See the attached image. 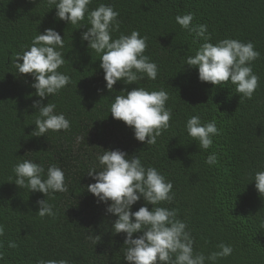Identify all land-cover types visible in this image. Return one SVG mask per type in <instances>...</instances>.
Wrapping results in <instances>:
<instances>
[{
	"label": "trees",
	"instance_id": "trees-1",
	"mask_svg": "<svg viewBox=\"0 0 264 264\" xmlns=\"http://www.w3.org/2000/svg\"><path fill=\"white\" fill-rule=\"evenodd\" d=\"M101 5L119 14L113 40L133 31L147 37L144 56L157 65L155 81L145 74L136 84L118 81L112 92L107 90L103 54L82 40L90 27L88 16ZM188 14L193 27L207 26V42L213 46L225 39L254 45L260 56L248 66L259 77V87L251 100L238 96L230 81L220 87L200 82L198 69L186 65L205 42H194V34L176 23L177 16ZM49 29L63 39L64 48L55 49L65 59L58 72L71 83L40 101L31 86L34 78L19 75L15 56L29 51L32 40ZM135 89L169 96L170 127L154 146L138 142L134 129L110 114L115 97ZM37 101L55 104V114L64 115L70 130L32 136ZM194 116L201 126L214 121L220 132L207 151L187 133ZM104 151L139 158L142 167L156 169L173 185V201L155 207L177 211L176 219L194 241V255L208 257L224 244L233 252L215 264H264V196L255 187V175L264 172V0H91L84 21L75 26L57 19L56 5L47 0H0V264H127L126 234H114L118 217L107 212L111 202H100L87 191L97 182L89 171L103 170L98 157ZM213 154L218 162L209 166L205 161ZM25 161L44 169L42 180L49 167L61 169L68 192H50L49 198L18 188L13 169ZM41 200L52 206L54 218L39 217ZM141 207L153 208L141 197L130 211ZM90 235L100 242L93 244Z\"/></svg>",
	"mask_w": 264,
	"mask_h": 264
},
{
	"label": "clouds",
	"instance_id": "clouds-1",
	"mask_svg": "<svg viewBox=\"0 0 264 264\" xmlns=\"http://www.w3.org/2000/svg\"><path fill=\"white\" fill-rule=\"evenodd\" d=\"M29 2L35 3V0ZM47 3L49 6L56 5L57 19L75 26L84 21L91 0H59V3L57 0H47ZM118 15L111 7L101 5L88 16L90 27L82 35V40L88 42L89 50L97 55L103 54L100 67L105 73L104 80L109 92L113 91L118 81L127 85L136 84L145 74L148 79L155 81L158 74L157 65L144 56L147 37L142 39L139 32L133 31L130 36L122 34L118 39H112L110 33L119 31ZM193 19L191 14L176 17V23L182 29L190 35L194 34V42L205 41L195 56L187 59L186 65L198 69L200 82L220 87L230 81L238 96L251 100L259 87V77L248 66L260 56L254 51V45L251 42L244 44L225 39L213 46L207 42L211 40V36L206 35L207 26L193 27ZM57 47L64 48L63 39L49 29L32 40L29 51L15 56L14 66L19 75L34 78L35 83L31 86L36 90L35 95L40 101L57 95L71 83L68 76L58 72L65 59L61 52L55 50ZM168 100L169 96L165 91L148 92L135 89L127 92L126 96H116L110 114L114 120L134 129V138L138 142L154 146L157 138L170 127L171 112L165 108ZM40 101L32 105L39 109V118L35 121L36 130L32 136H45L48 131H69V121L64 115L55 114L56 105L48 103L47 106H42ZM186 130L190 138L199 141V148L204 151L212 147V137L220 135L214 121L201 126L198 116L188 120ZM98 161L103 170L89 171L88 176L97 182L89 185L87 191L100 202H111L107 212L118 217L113 225L114 234H126L124 245L127 246V251L124 258L127 264H205L206 259L215 264L217 260L232 254L233 249L230 246L220 244V251L213 252L208 257L203 254L194 255V241L190 233L186 232V224L176 219L177 211L155 207L165 202L171 203L174 199L170 195L173 185L166 183L156 169L146 170L139 158H126V154L120 151H104ZM205 162L213 166L218 162V157L215 154L210 155ZM13 171L17 177L15 185L18 188L42 193L45 197H49L50 192H68L64 173L57 167L48 168L46 180L41 179L44 169L29 161L18 164ZM255 187L258 194L264 196V172L255 175ZM141 197L146 204L153 206L152 211L141 207L132 213L131 207ZM37 203L40 207L37 213L40 218L55 217L52 206L46 200ZM140 232H143L142 236L138 239L132 238L133 234ZM3 235L4 228L0 226V236ZM89 240L96 245L100 242V237L93 238L90 235ZM8 246L13 249L17 247L15 243ZM0 259L3 257L0 256ZM48 264L56 262L49 261ZM59 264H64V261Z\"/></svg>",
	"mask_w": 264,
	"mask_h": 264
}]
</instances>
